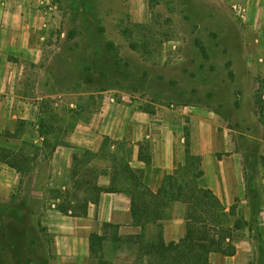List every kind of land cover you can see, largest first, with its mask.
<instances>
[{"label":"rangeland","instance_id":"rangeland-1","mask_svg":"<svg viewBox=\"0 0 264 264\" xmlns=\"http://www.w3.org/2000/svg\"><path fill=\"white\" fill-rule=\"evenodd\" d=\"M48 6L53 21L45 41L47 60L62 98L68 97L60 111L46 116V128L74 124L107 105L148 112L170 106L213 111L220 129L233 130L245 151L246 178L261 211L264 143L257 138L264 139V60L259 59L261 43L255 42L260 38L244 32V12L217 0H50ZM90 91L92 99L76 97ZM68 101L79 102L74 113ZM22 129L0 133V147L21 146L10 150L23 151L29 160L22 173L10 171L20 179L8 197H0V264H64L48 227L61 191L46 187L43 210H27L37 203L26 193L37 156L19 141ZM257 223L252 222L249 264H264ZM140 236L126 240V251L110 244L98 264H148L151 259L140 247L150 242Z\"/></svg>","mask_w":264,"mask_h":264},{"label":"crops","instance_id":"crops-1","mask_svg":"<svg viewBox=\"0 0 264 264\" xmlns=\"http://www.w3.org/2000/svg\"><path fill=\"white\" fill-rule=\"evenodd\" d=\"M45 1L0 0V133L14 134L17 126H21L19 141L35 150L31 154L37 156L30 179L32 187L26 193L30 195L29 201H37L38 204L35 203L36 208L28 204V212L43 210L46 187L62 192L71 188L73 159L77 153L90 151L99 154L88 167L99 172L98 184L107 187L111 183L112 161L105 154L108 151L122 155L123 151L130 150V167L142 170L144 184L157 193L164 179L184 164L188 151L202 161L203 176L198 179L197 187L212 191L226 213H230L238 202L236 213L246 222L259 212V229L264 242V205L261 211L256 206L253 209L252 204L255 203L247 197L245 151L237 136L231 133L233 130L220 129L219 116L215 112L174 106L148 112L131 106L107 105L98 113H86V119L74 124L66 122L65 125L45 127L46 116L51 111H60L57 107L68 97L62 98L63 94L57 87L59 83L50 72L47 60L45 41L50 36L53 20L52 9L46 6L47 3L42 5ZM217 1L230 5L232 9L235 6L242 8L244 22L247 23V31L244 32L246 36L261 39L255 42L261 43L258 46L262 53L259 59L263 61L264 0ZM83 95L92 99L95 94L92 91L80 92L76 97ZM69 103V111L74 113L73 108L78 107L79 102ZM107 139L113 144L109 150L102 151L103 142ZM257 139L264 143L263 137ZM4 146L15 150L21 148L12 143ZM142 147L147 148L144 155L149 158L148 162L140 158ZM10 171L14 169L0 163V197H8L20 179ZM260 180L258 177V182ZM261 189L264 200V188ZM184 213L183 204L172 205L170 217L163 226L166 244L179 243L185 237ZM48 227L54 235L58 258L64 264H98L90 250L93 233L106 237L103 250L109 253L112 243L126 251V240L144 233V240L151 242L159 231L154 224L145 228L134 224L132 199L124 192L102 193L96 204H90L85 217L64 215L57 209H51ZM253 232L248 228L238 231L240 235L234 241L235 255L212 253L210 264H249L255 242ZM146 258L144 256V262Z\"/></svg>","mask_w":264,"mask_h":264},{"label":"trees","instance_id":"trees-1","mask_svg":"<svg viewBox=\"0 0 264 264\" xmlns=\"http://www.w3.org/2000/svg\"><path fill=\"white\" fill-rule=\"evenodd\" d=\"M112 144L111 140H105L102 151L109 150ZM144 151H147L146 147L141 148L140 158L148 162L149 158L144 155ZM130 154V150L123 151L122 155L107 151L105 155L112 161V172L110 185L104 187L97 182L99 172L88 167L99 154L90 151L77 153L73 159L71 188L61 191L57 196L56 199L61 203L56 205V209L64 215L85 217L90 204H96L102 193L129 194L132 199L134 224L142 228L154 224L159 230L150 243H143L140 247L151 259L148 264H210L212 253L233 256L236 253L235 237L240 235L238 231L248 228L253 232L254 221L258 222L256 231L259 243L262 242L257 212L250 222H246L236 213L238 202L230 213H226L212 191L197 187L198 179L203 176L201 158L194 157L187 151L184 164L179 165L172 175L164 179L159 192L153 193L143 182V171L130 167ZM28 161V156L23 151L0 147V163L18 173H22ZM262 161L264 168V157ZM246 182L247 197L254 201L247 178ZM174 203L185 206L186 234L179 243L166 244L163 239V226L170 217ZM256 208L258 210L257 206ZM142 238L143 236H138L135 240ZM105 239V236L97 233L90 237L91 255L96 259L103 252Z\"/></svg>","mask_w":264,"mask_h":264},{"label":"built area","instance_id":"built-area-1","mask_svg":"<svg viewBox=\"0 0 264 264\" xmlns=\"http://www.w3.org/2000/svg\"><path fill=\"white\" fill-rule=\"evenodd\" d=\"M46 3H47V5H46ZM42 5H46V6L50 5V0H46L45 2L42 3ZM233 9L238 14L242 13V8L240 6H235V7H233Z\"/></svg>","mask_w":264,"mask_h":264}]
</instances>
